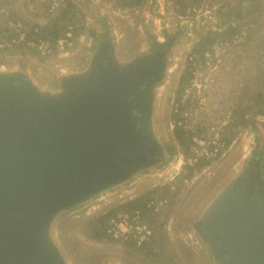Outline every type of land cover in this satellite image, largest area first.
I'll use <instances>...</instances> for the list:
<instances>
[{
    "label": "rangeland",
    "instance_id": "obj_1",
    "mask_svg": "<svg viewBox=\"0 0 264 264\" xmlns=\"http://www.w3.org/2000/svg\"><path fill=\"white\" fill-rule=\"evenodd\" d=\"M106 36L126 63L172 43L154 102L167 156L67 215L59 239L74 264H209L195 222L264 160V0H0V65L50 86L85 70ZM112 220L150 235L116 239Z\"/></svg>",
    "mask_w": 264,
    "mask_h": 264
},
{
    "label": "water",
    "instance_id": "obj_2",
    "mask_svg": "<svg viewBox=\"0 0 264 264\" xmlns=\"http://www.w3.org/2000/svg\"><path fill=\"white\" fill-rule=\"evenodd\" d=\"M172 43L128 63L106 36L86 69L56 86L0 65V264H74L67 215L158 171L156 87ZM193 230L209 264H264V160L226 185Z\"/></svg>",
    "mask_w": 264,
    "mask_h": 264
},
{
    "label": "built area",
    "instance_id": "obj_3",
    "mask_svg": "<svg viewBox=\"0 0 264 264\" xmlns=\"http://www.w3.org/2000/svg\"><path fill=\"white\" fill-rule=\"evenodd\" d=\"M218 152V149L215 150V153H211L210 156H215ZM108 232L116 239H124L127 240L131 237H134L138 239L139 245L142 244L146 239H148V236L150 235V232H145L143 228H140L138 226L133 227H125L123 223L118 224L116 221L112 220L111 228L108 230Z\"/></svg>",
    "mask_w": 264,
    "mask_h": 264
}]
</instances>
